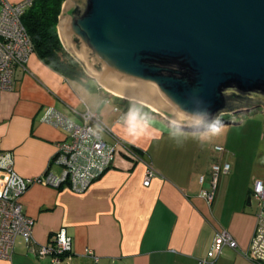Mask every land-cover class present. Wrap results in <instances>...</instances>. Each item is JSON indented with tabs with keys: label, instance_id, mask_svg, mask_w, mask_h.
<instances>
[{
	"label": "crops",
	"instance_id": "0c3cea01",
	"mask_svg": "<svg viewBox=\"0 0 264 264\" xmlns=\"http://www.w3.org/2000/svg\"><path fill=\"white\" fill-rule=\"evenodd\" d=\"M86 79L91 80L63 77L35 52L24 67L14 68L12 89L0 100V151L12 154L20 176L43 175L57 144L67 139L62 129L42 121L48 109L80 123L78 114L87 107L101 122L94 130L107 144L120 146L110 169L82 194L31 185L21 202L23 213L35 222L34 245L16 238L10 259H0V264H50L48 258H38V248L60 229L70 237L71 251L58 264H254L246 258L256 226L252 199L251 206L246 204L251 186L236 176L233 180L230 172L223 174L207 204L203 193L211 188L215 164L196 157L195 147L183 145L174 130L149 123V111L135 108L138 116L130 103L125 110L117 108L126 103L105 97L101 87ZM124 149L151 163L156 174L148 187L143 186L144 165ZM223 231L235 248L222 243Z\"/></svg>",
	"mask_w": 264,
	"mask_h": 264
},
{
	"label": "water",
	"instance_id": "95a60500",
	"mask_svg": "<svg viewBox=\"0 0 264 264\" xmlns=\"http://www.w3.org/2000/svg\"><path fill=\"white\" fill-rule=\"evenodd\" d=\"M57 29L105 97L168 128L264 108V0H67Z\"/></svg>",
	"mask_w": 264,
	"mask_h": 264
},
{
	"label": "built area",
	"instance_id": "2783aa9c",
	"mask_svg": "<svg viewBox=\"0 0 264 264\" xmlns=\"http://www.w3.org/2000/svg\"><path fill=\"white\" fill-rule=\"evenodd\" d=\"M31 2L32 0H24L11 3L0 0V100L3 93L12 89L14 68L24 67L34 52L31 39L21 21ZM126 114L131 113L128 111ZM78 117L80 123H75L55 109L45 112L42 121L62 129L67 133V139L57 144L49 168L39 177L27 179L20 176L14 168L12 154L0 151L1 260L10 259L18 237L28 247L34 245L35 222L23 213L21 202L31 185L66 188L82 194L113 165L120 144H107L102 135L94 130V126L101 123L96 112L85 107ZM124 153L133 161L144 165L143 186L148 187L156 174L151 163L131 149H124ZM229 171L227 163L212 168L211 188L203 193L207 204L212 202L219 174H228ZM251 199L256 204V226L246 258L254 264H264V180L254 181ZM220 239L223 244L235 248L236 244L227 232L223 231ZM70 251L71 239L64 229H60L49 244L38 248L37 256L40 259L48 258L50 264H58L63 258H70ZM85 252L94 257L92 251ZM94 260L97 261V258L94 257ZM199 264L212 263L201 261Z\"/></svg>",
	"mask_w": 264,
	"mask_h": 264
},
{
	"label": "rangeland",
	"instance_id": "374dc122",
	"mask_svg": "<svg viewBox=\"0 0 264 264\" xmlns=\"http://www.w3.org/2000/svg\"><path fill=\"white\" fill-rule=\"evenodd\" d=\"M66 1L64 0L63 4ZM63 48L66 49L64 46ZM79 65L85 73L84 66ZM86 82L92 87L98 88L96 82L87 79ZM100 89L104 91L103 88ZM119 100L123 101L120 97ZM129 103L133 106L137 105L134 102ZM128 106L129 104L126 103L125 105H117V108L125 110ZM135 108H131L132 112L140 116ZM218 119L223 122L222 125L202 131H180L171 127L168 129L160 121L153 119H148V121L165 132L173 133L172 130H174V133L183 137V145L190 143L191 146L195 147L196 157L206 158L215 166L222 165L224 162L230 164L231 178L236 180L234 177L236 176L237 179H242L252 189L255 180H264V108L262 106L256 107L250 113L222 114ZM222 175L219 174V177ZM255 205L253 202L249 209L254 211Z\"/></svg>",
	"mask_w": 264,
	"mask_h": 264
},
{
	"label": "trees",
	"instance_id": "16d2710c",
	"mask_svg": "<svg viewBox=\"0 0 264 264\" xmlns=\"http://www.w3.org/2000/svg\"><path fill=\"white\" fill-rule=\"evenodd\" d=\"M63 2L64 0H32L21 21L31 39L33 51L41 61L63 77L80 81L86 76L79 63L64 50L57 32ZM221 123L220 119H216L203 128H212Z\"/></svg>",
	"mask_w": 264,
	"mask_h": 264
}]
</instances>
